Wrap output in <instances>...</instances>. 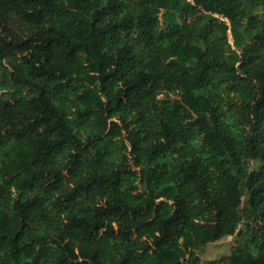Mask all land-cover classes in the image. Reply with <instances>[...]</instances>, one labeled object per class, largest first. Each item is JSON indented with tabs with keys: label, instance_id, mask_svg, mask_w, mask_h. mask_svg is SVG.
I'll return each instance as SVG.
<instances>
[{
	"label": "trees",
	"instance_id": "16d2710c",
	"mask_svg": "<svg viewBox=\"0 0 264 264\" xmlns=\"http://www.w3.org/2000/svg\"><path fill=\"white\" fill-rule=\"evenodd\" d=\"M262 7L0 0V264H264Z\"/></svg>",
	"mask_w": 264,
	"mask_h": 264
},
{
	"label": "rangeland",
	"instance_id": "374dc122",
	"mask_svg": "<svg viewBox=\"0 0 264 264\" xmlns=\"http://www.w3.org/2000/svg\"><path fill=\"white\" fill-rule=\"evenodd\" d=\"M264 9V7H262ZM246 40V36L239 28L232 27L229 30V39L227 42V52L228 57L232 61H236L237 53L241 49L243 42ZM1 75V67H0V78ZM2 80L0 79V93H2V89L5 91L9 88L6 82L1 83ZM73 96L65 95L62 97V105L65 111L68 114L72 115L71 108L74 105H77V101L72 98ZM94 120L93 118L85 119L82 122H77V124H73V128L81 135L88 133L93 129ZM237 239L236 235H228L224 236L214 242H210L202 247L198 251V255L201 260H213V259H220L224 260L229 254L232 249V246L235 245Z\"/></svg>",
	"mask_w": 264,
	"mask_h": 264
}]
</instances>
